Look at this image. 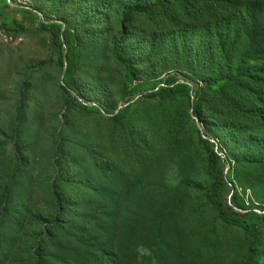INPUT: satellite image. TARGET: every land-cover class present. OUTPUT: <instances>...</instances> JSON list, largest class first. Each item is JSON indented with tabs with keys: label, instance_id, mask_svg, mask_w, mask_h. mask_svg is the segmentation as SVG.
I'll return each mask as SVG.
<instances>
[{
	"label": "trees",
	"instance_id": "obj_1",
	"mask_svg": "<svg viewBox=\"0 0 264 264\" xmlns=\"http://www.w3.org/2000/svg\"><path fill=\"white\" fill-rule=\"evenodd\" d=\"M8 3L0 0V12ZM108 4V0H94L90 10L107 22ZM115 9L120 29L111 36L110 44L127 69V83L121 93L127 97V105L117 110L112 98H96L94 105L78 106L97 111L108 121L111 142L119 145L121 161L105 165V161L94 159L97 173L80 179L74 196L60 191L57 181L52 183V213L41 224L40 237L29 250L35 264L122 263L128 243L138 238H179L176 211L192 200L211 205L217 219L238 224L248 232L256 226L251 218L264 220V212L251 211L242 204L237 188L230 203L223 196L230 183L245 193L247 188L253 192L258 186L264 188V0H124ZM17 15L6 17L9 24L22 19ZM144 18L151 19L158 28L143 32L141 43L131 49L139 50L142 62L153 56L164 64L173 59V67L162 73L177 69L159 82L136 78L135 62L126 48L138 27L132 19ZM41 27L50 31L61 47V38H65L68 50L62 53L66 63L63 89L83 97L75 78L80 54L76 34L60 20H44ZM180 71L189 81L179 77ZM134 79L139 81L133 86ZM199 83L203 87L194 88ZM28 86L26 80L21 83L22 97L12 130L19 161L22 151L18 138L25 128L24 94ZM137 94L142 96L141 101L134 100ZM182 99H187V106L205 131L219 142L214 149L189 115L182 143L189 141L193 152L182 165V181L170 186L153 164L160 140L155 131L132 121L121 133L115 131L120 123L131 120L141 102L154 100L158 108H167ZM176 117L170 116L167 122L170 133L174 126L186 123ZM60 165L57 161L58 180ZM227 166L229 174L225 175L222 167ZM133 173L142 174L145 181L135 183ZM142 225H148L149 234H144ZM251 257L244 264H255ZM258 260L256 264H261L264 256Z\"/></svg>",
	"mask_w": 264,
	"mask_h": 264
},
{
	"label": "rangeland",
	"instance_id": "obj_2",
	"mask_svg": "<svg viewBox=\"0 0 264 264\" xmlns=\"http://www.w3.org/2000/svg\"><path fill=\"white\" fill-rule=\"evenodd\" d=\"M92 1L8 0V5L0 12V222L3 223L0 264H35L29 250L40 237L41 224L52 213V183L57 181L60 191L74 196L79 180L97 173L94 159L105 161V165L121 161L119 145L111 142L112 127L108 121L99 112L78 106L79 103L94 105L96 98H112L118 105L117 110L127 105V97L121 94L127 83V69L115 57L110 44L111 36L120 29L115 7L124 0H108L107 22L90 10ZM16 14L22 15V19L9 24L6 17L13 18ZM51 19L67 22L76 34L80 54L75 78L83 97L63 89L66 68L62 53H66L68 47L63 36L61 47L53 41L51 32L41 27L42 21ZM132 20L138 27L126 48L135 62L136 78L159 82L167 73L177 70L162 73L173 67V59L164 64L153 56L142 62L139 50L131 47L141 43L143 32L158 25L146 18ZM12 38L16 40L11 41ZM180 72L179 77L189 81L186 73ZM24 80L29 86L24 94L25 128L18 138L22 151L19 161L12 130ZM138 81L134 79L133 86ZM195 87H203V83ZM134 100L141 101L142 96L137 94ZM173 115L186 125H176L170 133L167 122ZM189 115L193 119L198 117L187 106V99L167 108H158L154 100H148L141 102L131 120L119 124L115 134L121 133L130 121L152 128L160 137L153 164L159 168L162 180L175 186L182 181L184 160L193 152L189 141L182 143L187 136ZM200 127L202 137L203 134L208 136L216 149L219 141L207 133L201 123ZM57 161L61 164L59 180ZM229 168L222 167V172L228 175ZM142 176L133 173L134 182L145 181ZM236 188L241 193L242 204L251 211L264 212V188L258 186L255 192L247 188L245 193L243 188L230 183L223 192L228 203ZM176 221L179 238H138L128 243L124 262L119 264H244L248 256H252L256 264L258 258L264 256V220L261 218H251V224L256 226L248 232L238 224L217 219L211 205L192 200L176 211ZM142 230L144 234L150 233L148 225H142Z\"/></svg>",
	"mask_w": 264,
	"mask_h": 264
},
{
	"label": "water",
	"instance_id": "obj_3",
	"mask_svg": "<svg viewBox=\"0 0 264 264\" xmlns=\"http://www.w3.org/2000/svg\"><path fill=\"white\" fill-rule=\"evenodd\" d=\"M65 54H66V53H65ZM65 68H66V63H65ZM65 72H66V69L64 70V74H65ZM64 74H63V75H64ZM192 98H194V96H193ZM193 105H194V102H192V106H193ZM194 119L196 120V122H197V124H198L200 130L202 131V128L200 127V123H199V118H198V117H194ZM203 137H204L205 139H209V137L206 136V135H204V134H203ZM216 150H217V148H216Z\"/></svg>",
	"mask_w": 264,
	"mask_h": 264
},
{
	"label": "built area",
	"instance_id": "obj_4",
	"mask_svg": "<svg viewBox=\"0 0 264 264\" xmlns=\"http://www.w3.org/2000/svg\"><path fill=\"white\" fill-rule=\"evenodd\" d=\"M13 40H16V39H13V38H12V40H11V41H13Z\"/></svg>",
	"mask_w": 264,
	"mask_h": 264
},
{
	"label": "bare ground",
	"instance_id": "obj_5",
	"mask_svg": "<svg viewBox=\"0 0 264 264\" xmlns=\"http://www.w3.org/2000/svg\"><path fill=\"white\" fill-rule=\"evenodd\" d=\"M1 32V31H0Z\"/></svg>",
	"mask_w": 264,
	"mask_h": 264
}]
</instances>
